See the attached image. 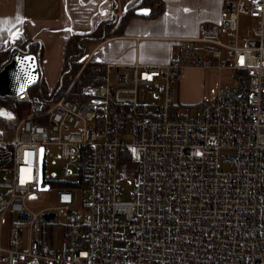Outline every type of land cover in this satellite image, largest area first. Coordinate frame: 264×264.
I'll use <instances>...</instances> for the list:
<instances>
[{"label": "built area", "instance_id": "obj_1", "mask_svg": "<svg viewBox=\"0 0 264 264\" xmlns=\"http://www.w3.org/2000/svg\"><path fill=\"white\" fill-rule=\"evenodd\" d=\"M242 15L258 23L249 37ZM87 63L57 99L16 95L25 117L0 125L11 152L0 264H264V0L225 1L219 27L201 24L168 64L105 66L74 94ZM186 69L228 70L239 84L182 107L173 88ZM47 147L61 151L60 175H44ZM124 164L135 170L131 202L119 193ZM51 188L54 208L27 209ZM62 215L64 247L53 249Z\"/></svg>", "mask_w": 264, "mask_h": 264}, {"label": "crops", "instance_id": "obj_2", "mask_svg": "<svg viewBox=\"0 0 264 264\" xmlns=\"http://www.w3.org/2000/svg\"><path fill=\"white\" fill-rule=\"evenodd\" d=\"M115 1L117 20L143 0ZM158 1L163 3V11L159 16L150 17L152 10L141 7L150 10L148 16L134 13L120 36L103 41L87 39L93 43V47L83 62H88L87 66L98 72L105 66L121 69L132 65H166L176 54L180 40L199 36L201 24L219 27L223 3L235 0ZM112 7L113 0H0V52H15L24 45L28 49L30 43L31 48L34 47L33 42L39 43L38 49L42 48V56L41 74L38 68V75L46 93L51 94L61 78L68 38L72 35H91L100 25L111 23L114 13ZM230 37L227 33L221 35V40L227 42ZM206 70L211 69H186L182 72L177 81L187 86V91L179 92L177 97L182 107L207 105L199 90ZM217 72L220 75L223 71ZM232 76L236 75L232 73ZM55 81V87L50 90L49 85Z\"/></svg>", "mask_w": 264, "mask_h": 264}, {"label": "trees", "instance_id": "obj_3", "mask_svg": "<svg viewBox=\"0 0 264 264\" xmlns=\"http://www.w3.org/2000/svg\"><path fill=\"white\" fill-rule=\"evenodd\" d=\"M116 1L113 0V16L111 18V23H106L100 25L97 29L94 30L91 35H72L68 38L65 49V63L63 67V71L61 74V78L57 84V87L51 94L46 93V88L44 87L41 78L34 84L31 85L27 91L30 94H37L45 98H59L64 89L74 80L75 75L80 71L84 62L75 61V58H82L85 56V52L83 53V41L87 39H94L96 41H103L108 38L118 37L122 34L123 28L126 26L128 20L134 15V11L141 7L150 8L152 11L150 13V17L159 16L163 11V3L158 0H143L137 7L130 9L120 18L115 20L116 15ZM115 10V11H114ZM104 36V37H103ZM31 43L28 45V49L26 45L18 49L28 50L29 54H33L38 57V68L39 73L41 74L40 67V58L42 56V48L38 49L39 43L33 42L32 45L34 47H30ZM37 46V47H36ZM9 55V51L0 52V69L5 65L7 57ZM80 55V57H77ZM93 68L85 67L82 75L74 82V94L79 90V88L84 84V77L91 73ZM67 77L68 81L65 84L64 80ZM27 112V105L17 101L12 97H0V125L5 127L7 130H11L12 127L19 120L25 117ZM9 118V119H7ZM10 150L8 148L1 149L0 148V172L4 170V168L10 162Z\"/></svg>", "mask_w": 264, "mask_h": 264}, {"label": "rangeland", "instance_id": "obj_4", "mask_svg": "<svg viewBox=\"0 0 264 264\" xmlns=\"http://www.w3.org/2000/svg\"><path fill=\"white\" fill-rule=\"evenodd\" d=\"M258 23L256 20L249 18L248 16L242 15L240 17L239 22V36L242 37H249L251 36V29L257 27ZM83 47L87 48V52L85 56L82 58H75V61L82 62L87 58L90 50L93 47V43L89 40L83 41ZM87 67V66H86ZM84 71V70H83ZM82 71V73H83ZM81 73V75H82ZM99 75L98 71H92L91 73L87 74L84 77V82H89L94 80ZM68 81L67 77L64 80L66 84ZM181 81V80H180ZM57 81L53 85H49L52 90ZM47 86V84L44 82ZM239 84L237 76L233 77L231 71H223L220 75L215 70H206L205 75L201 79V85H199L200 92L203 93V100L205 104H211L214 101L216 92L218 87L222 88H233ZM187 86L180 85V83H176L173 88V96L175 100H177L179 92H186ZM59 156V159L57 157ZM56 161L57 166H52L51 162ZM63 159L61 158V151H59L56 147H47L45 149V170L44 175L45 177H49L51 173L59 174L58 167L62 165ZM118 175L120 177L119 181V193L121 198L124 201L131 202L134 199L133 194V187H132V179L134 178V167L130 164L121 165L118 168ZM60 175V174H59ZM84 191L85 188L79 189L77 192V210L81 211V203L84 199ZM56 206V190L51 188L48 191L44 192H37L35 194H31L27 201L26 207L32 213L38 214L44 210L52 209ZM66 223V217L62 215L61 217V225L57 226L52 234V241H53V249H62L64 247L62 238L64 235V226Z\"/></svg>", "mask_w": 264, "mask_h": 264}, {"label": "water", "instance_id": "obj_5", "mask_svg": "<svg viewBox=\"0 0 264 264\" xmlns=\"http://www.w3.org/2000/svg\"><path fill=\"white\" fill-rule=\"evenodd\" d=\"M149 12V9L141 8L134 13L137 16L146 17ZM84 52L85 49H83ZM38 79V57L29 54L28 50L18 49L15 52L11 50L5 65L0 69V97H15L34 85Z\"/></svg>", "mask_w": 264, "mask_h": 264}]
</instances>
